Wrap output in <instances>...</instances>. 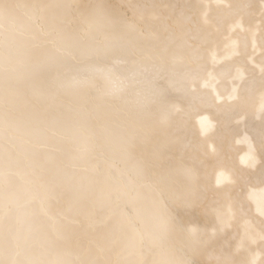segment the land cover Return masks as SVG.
I'll use <instances>...</instances> for the list:
<instances>
[{"label": "bare ground", "instance_id": "1", "mask_svg": "<svg viewBox=\"0 0 264 264\" xmlns=\"http://www.w3.org/2000/svg\"><path fill=\"white\" fill-rule=\"evenodd\" d=\"M130 4L135 7L127 8ZM36 5L46 7L43 16L39 10L33 14ZM98 5L128 15L126 19L135 26L118 31L112 36V42L138 61H147L148 64L133 66L129 61H114L110 67L113 86L119 89L116 97L98 101L100 85L97 81L96 89H84L80 93L87 98L84 102L78 103L68 97L57 99V104L70 105L82 115L65 113L61 123H53L51 119L45 122L41 118L20 132L13 131L6 123L0 124V169L9 158L12 160V170L4 177V188L0 191V201H9L11 205L4 225L0 226V254H4L0 257V264H102V259L112 249L116 253H110L106 264H184L190 255L187 241L182 243L171 236H162L150 220L141 224L144 250H139L129 222L122 221L123 214L119 213L120 209L127 208L132 209L136 219L147 215L143 201L133 199L140 190H143V200L149 204L153 203V193L157 194L158 200L165 199L164 192L157 189L152 193L144 192L143 178H138L135 170L127 164L126 141L132 139L138 151L157 158L176 138V134L170 135L173 117H176L180 129L191 130L184 151L172 157L183 165L190 163L187 168L193 172V186H204L210 178L212 188L223 200L229 186L234 190L239 187L238 175L255 179L264 167V88L260 87L264 77V0H0V122L18 115L17 106L12 101L21 94H32L30 82L23 75V59L27 52L25 41L34 38L38 32L41 39L34 40L35 43L55 45L62 33L64 39L75 42L81 51H86L81 44L92 42L89 39L91 33L95 42L103 44L106 42L103 26L92 25L85 19L88 11ZM147 47L154 50L153 55H141L140 48ZM82 59L89 58L85 55ZM182 59L190 60L193 68L205 65L207 69L205 79L199 84L187 85L189 90L199 89L208 94L194 115H185L189 105L181 91ZM165 62L169 68L175 64V68L167 73L165 82L173 107L170 112L152 113L147 107H141L132 91H125L120 82L145 66ZM99 66L104 68L102 64ZM95 67L80 71H97ZM159 82L157 75V86ZM242 88L244 91L241 92ZM236 99H240L239 104ZM38 107L44 109L43 105ZM97 107H102L103 111L98 113ZM214 117L220 120L221 126L211 139L202 125L210 128ZM149 129L157 131L151 146L142 140L149 137ZM92 130L96 133L97 148L87 155L85 166L98 167L103 174L117 168L115 175L119 185H132L130 195L127 198L121 196L117 205L112 206L109 193L100 187L91 198L94 216L101 220L99 235L92 238L84 228L87 217L79 214L82 216L79 218L83 222L82 232L76 233L78 231L73 227L68 231L60 228L59 239L54 240L46 218L39 214V205L46 204L47 217L64 216L67 220L66 217L73 215L68 207L76 191L72 186L69 188L67 182L69 168L65 167L59 173L52 155H61L71 149L76 152L66 161L75 164V156ZM108 137L112 139V150L104 146ZM214 140L218 145L216 151L211 144ZM6 141L17 144L16 153L6 149ZM221 173L228 179L217 184ZM33 176L39 180L34 182ZM77 178V187L89 190L91 174L79 172ZM150 178L160 179L159 176ZM58 189L60 192L56 196L54 190ZM29 193L32 199L26 213L30 223H26L25 229L21 202ZM245 199L250 206V210L246 206L245 212L257 220H264L261 214L264 212V184L253 186L249 183ZM224 211L227 212V208ZM31 224L33 232L26 236L31 240L35 238L34 246L25 253L26 256L15 255L17 248L25 245L22 240H26L25 234ZM190 226L199 231L188 234L187 240L206 239L214 230L218 234L217 247L209 250L204 264H220L225 252L232 253L229 264H251L253 259L256 264H264V251L261 250L264 234L246 220L239 224L233 221L231 227L221 232V222L212 213L198 218ZM241 240L244 244L238 249Z\"/></svg>", "mask_w": 264, "mask_h": 264}, {"label": "snow or ice", "instance_id": "2", "mask_svg": "<svg viewBox=\"0 0 264 264\" xmlns=\"http://www.w3.org/2000/svg\"><path fill=\"white\" fill-rule=\"evenodd\" d=\"M133 9L135 5L126 6ZM39 10L43 16L46 13V7L36 5L33 9ZM128 15L124 13H116L105 9L104 6L98 5L88 11L85 19L92 25L103 26L105 30L106 42L103 44L95 42V37L89 33V39L92 41L88 45H82L86 51H81L80 47L73 41L63 38L61 33L57 38L55 45L45 43H35L34 40H40L41 37L37 32L34 38L25 41L27 52L24 56V79L30 82L32 88L31 95L21 94L13 103L16 104L18 115L14 119L6 123L15 132H20L23 127L30 125L38 119H44L47 122L51 119L53 123L63 122L65 113H73L82 115V113L74 110L70 105L57 104L59 97H68L75 99L78 103L86 101V97L80 93L84 89H96L97 81H99V90L97 91V100L103 101L107 97H116L119 89L113 86L114 77L111 74V67L114 61H129L133 66L147 65L148 62L138 61L135 56L122 50L116 43L112 42V36L122 29H130L135 25L128 22ZM51 39V37H49ZM141 55H153L154 50L150 47L140 48ZM89 59H82L83 56ZM213 59L215 57L213 56ZM104 68H100L99 64ZM96 65L97 71L82 72L80 69ZM180 67L183 68L181 89L183 97L189 105L188 112L185 115H194L199 111V106L204 102L203 97L208 94L202 93L199 89L189 90L187 85H197L202 79H205L207 71L205 65L198 68L191 66V61L182 59ZM175 68L167 66V63H153L150 67L145 66L139 72H133L130 76H126L121 81V87L125 90H131L134 97L138 100L141 107H147L152 113L170 112L173 107L168 99V89L166 87L167 73ZM159 75V85L156 84V76ZM260 87L264 88V77L261 78ZM244 89H241V92ZM142 98V99H140ZM211 102L210 96L208 97ZM236 103H240V99H236ZM38 105H43L42 110ZM225 107H229L225 105ZM98 113L102 112V107H97ZM207 118L205 117V120ZM208 127L202 125L203 131L207 132ZM264 149V145H262ZM128 151L132 154L127 161L129 167L133 168L139 174H151L154 178L159 176L160 179H153L155 188L164 192L165 199H155L153 193V203L143 200V190L137 191L133 199L143 201L146 210L150 213L153 225L162 236H171L180 242L187 241L189 248V258L184 264H204V257L210 249L217 247L219 242L218 234L213 231L212 236L206 239L187 240L188 234H196L199 229L193 225V222L200 217H207L214 213L221 222L222 232L224 228L231 227L232 222L237 224L241 220H246L251 226L259 229L264 234V220H257L255 216H250L245 212L247 205L245 199V191L249 183L253 186L264 184V167L261 168L257 178H246L243 175L237 176L239 187L233 189L229 186L227 195L221 200L218 198V191L212 188L210 178L204 186H193V172L190 168L178 163L171 155L163 159H157L143 151H138L135 143L128 147ZM235 151H239L235 149ZM218 155V153H217ZM264 155V150H262ZM106 167H108L106 165ZM235 175V172H234ZM228 177L221 173V177L217 179V184L224 183ZM71 182H69V188ZM132 185H115L113 190L119 191L121 196L127 198L130 195ZM234 193V194H233ZM227 208V212L224 209ZM264 215V212L261 213ZM133 232L132 238H135ZM235 237H233L234 239ZM227 243V242H225ZM244 240L240 241L239 247H242ZM152 244L150 243V246ZM264 251V245H261ZM231 252L222 254L220 264H229ZM251 264H256L255 259Z\"/></svg>", "mask_w": 264, "mask_h": 264}, {"label": "rangeland", "instance_id": "3", "mask_svg": "<svg viewBox=\"0 0 264 264\" xmlns=\"http://www.w3.org/2000/svg\"><path fill=\"white\" fill-rule=\"evenodd\" d=\"M214 116V115H213ZM212 116V117H213ZM213 121L211 122L212 125L210 126L207 135H209L208 137L211 139L214 138V136L216 135V131L220 130V126L221 123L219 122L220 120L216 117L212 118ZM177 119L176 117H173V119H171V126H170V135L176 134V138L173 140V142L171 143V145H169L166 149H164L162 151V153L157 156V159H163L168 157L169 155H173L175 153H179V152H183L184 151V147L186 146V144L188 143L189 137L191 136V130H189V128L185 129H180V126L177 123ZM131 125V124H130ZM214 126V127H212ZM132 128H134V125H131ZM151 128V127H150ZM213 128V129H212ZM128 129V128H127ZM150 134L149 137H143V143H147L149 146H151L152 142L156 139V134L157 131H154L153 129H149ZM177 131V132H176ZM182 131V132H181ZM214 131V132H213ZM212 132V133H211ZM172 133V134H171ZM90 135L86 137L85 142L81 145L80 149L78 150V156H75V158H77L76 163L75 164H71L70 162H67V158L74 155L76 151H71V149L69 150H65L61 155L54 153L52 156L55 157L54 162H55V168L56 170L61 173L63 168H69V170L67 171V175H68V183L71 182V186L73 187V190L76 191L73 200H71L70 204H69V210H71L73 212V215L71 218H67V220H64V216H58L55 218H50L47 217V214L45 213V211L47 210L46 204H40L39 205V214L41 216V218H46V222L48 224V228L50 229V233L52 238L55 239H59V229L63 228V229H67V231L69 230L70 227H73L76 231V233H81V229L83 227V222H81L79 220L80 217L84 216L87 217V221L84 224V228H87V230L89 231L90 235L93 237L96 236V234L99 235L100 233V221L98 218H96L94 216L95 211H93V205H92V197L94 195V193L97 192V190L102 187L103 190L106 193H109L110 195V200L111 201V205H117V203L119 202V200H121V193L119 191L113 190V187L118 183V179L115 175V171L117 168H115V171H109L108 173H102L98 167H88V165L85 166L84 163H86V157L89 153H91L92 151H94L97 148V144H96V133L95 131H91L89 133ZM109 142V143H107ZM132 139L131 141H126V147L128 148L130 144H132ZM215 143V140H214ZM213 142H211L212 147L214 149V151L217 150L218 145H216V143L214 144ZM5 147L7 150H11V153H16L17 151V144L11 141H6L4 143ZM105 148L108 150L113 148V144H112V139L110 137L105 139V143H104ZM216 147V148H215ZM112 150V149H111ZM114 150V149H113ZM128 152V156L127 159L131 158V153L127 150ZM111 153V152H110ZM154 155V154H153ZM154 157V156H153ZM12 160H7V162L3 165L4 167H2L0 169V191H3L4 188V177H7L8 174H10L11 170H12V166L10 165V162ZM258 162V161H257ZM82 163V164H81ZM186 167L190 166V163L187 165H184ZM255 167V166H254ZM195 168V167H194ZM199 169V168H198ZM79 172H83V173H87V174H91L92 178V182L90 184V188L89 190L83 189L82 187H77V176L79 175ZM150 176L152 177L151 174H139L137 177L139 178H143L142 182H144L146 185H144V192H148V193H152L153 191L155 192V186L153 184V180H151ZM40 178V177H39ZM31 179L34 182H37L38 177L37 176H33L31 177ZM23 182V180H22ZM54 186L51 185V188H53ZM77 187V188H76ZM22 189H24L22 186L20 187ZM76 189V190H75ZM59 189L58 190H54V195H58L59 194ZM145 194V193H144ZM157 194H155L156 197ZM31 194H25L22 202H21V206H24V212H23V221L26 223H30V218L28 217L27 213H26V209H27V205L31 202ZM157 199V197H156ZM87 205H85V204ZM9 209H11V205L9 203V201L6 200H1L0 201V226H3L8 214ZM119 213L123 214L122 216V221L126 220L127 222H129V228L132 232H134L135 238H136V244L137 247L139 248V250L142 248V250H144V243H143V226H141L142 223L145 222H149L150 219V213H147V215H144V217H142L141 219L139 218H135V215L132 211V209H120ZM79 214H81L82 216H79ZM68 225V226H66ZM25 227V229L27 228V224L26 225H22ZM71 229V228H70ZM26 232V231H25ZM33 232V225L31 224L30 227L27 230V234H25L26 240H22V242L25 243V245L23 247H19L17 248V250L15 251V255H24L26 256L25 253H27L29 251V249L32 248V246H34L35 243V238H33L31 240V238L29 239L28 236L31 235V233ZM29 234V235H28ZM68 236V233H66ZM28 235V236H26ZM66 236V237H67ZM65 237V236H63ZM111 249V248H110ZM110 253H116L115 249H112V251ZM108 254V256L112 255V254ZM108 256L106 258H103L102 264H106L107 260H108ZM0 257H4V254H0ZM7 257H5L6 259ZM43 260V259H42ZM1 261V259H0ZM31 260L29 259L28 263H30ZM139 263V260H138ZM3 264V263H2Z\"/></svg>", "mask_w": 264, "mask_h": 264}]
</instances>
